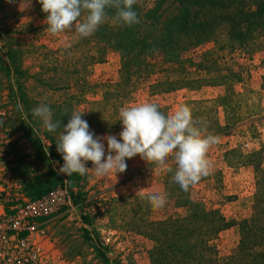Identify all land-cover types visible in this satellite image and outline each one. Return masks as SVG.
<instances>
[{"label":"rangeland","instance_id":"374dc122","mask_svg":"<svg viewBox=\"0 0 264 264\" xmlns=\"http://www.w3.org/2000/svg\"><path fill=\"white\" fill-rule=\"evenodd\" d=\"M218 11L204 7L196 15L209 18ZM45 18L36 0H0V179L6 213L20 222L8 231L0 264H153V223L185 215V194L233 222L207 242L213 264H251L235 253L238 222L250 215L256 190L254 161L264 167V35L240 45L217 29L178 61L151 59L149 70L126 79L117 52L81 42L74 30L53 36ZM5 58L12 63L8 69ZM41 103L51 108L53 122H61L54 133L31 115ZM142 103L158 105L165 115L187 106L203 120L205 134L219 137L207 153L209 174L184 191L174 171L137 155L126 160L124 173L99 177L89 170L74 174L69 186L59 172L64 162L56 142L72 112H84L95 137L119 139V109ZM165 167L175 170L172 157ZM52 171L65 179L63 186L29 199L25 181L37 178L47 188ZM154 192L167 195L158 210L145 198ZM21 239L24 244H17Z\"/></svg>","mask_w":264,"mask_h":264},{"label":"trees","instance_id":"16d2710c","mask_svg":"<svg viewBox=\"0 0 264 264\" xmlns=\"http://www.w3.org/2000/svg\"><path fill=\"white\" fill-rule=\"evenodd\" d=\"M36 4L41 9L38 0ZM173 5L174 10L166 15ZM204 7L219 11L209 18L198 17L197 10ZM134 10L140 23L127 26L117 22L115 9H107L106 20L98 30L90 37L80 38L81 42L92 41L117 52L120 72L126 79L149 70L151 59L178 61L183 52L207 41L217 29L222 28L230 41L240 45L257 33L264 35V0H152L151 5L137 0ZM4 61L8 69L12 63L6 58ZM251 156L257 158L259 153ZM254 162L256 190L250 215L238 222L240 237L235 256L240 261L245 259V263L264 264V167L260 161ZM51 175L53 179L47 188L37 178L25 181L24 190L29 199L41 198L63 186L65 179L58 172L52 171ZM73 176L66 175L69 186H72ZM181 205L186 213L177 221L167 219L153 223L157 229L152 236L155 243L150 251L152 263L213 264L215 252L207 242L233 222L226 220L218 209H206L186 194L182 196Z\"/></svg>","mask_w":264,"mask_h":264},{"label":"clouds","instance_id":"9594fccd","mask_svg":"<svg viewBox=\"0 0 264 264\" xmlns=\"http://www.w3.org/2000/svg\"><path fill=\"white\" fill-rule=\"evenodd\" d=\"M38 3L46 14L47 31L53 36L74 30L79 38L90 37L105 22L107 9H115L117 22L127 26L140 23L134 10L137 0H38ZM83 113L72 112L56 142L64 162L59 172L68 177L84 176L89 170L99 177L124 173L126 160L137 155L167 172L174 171L173 179L184 191L209 174L212 162L207 153L219 142V137L205 134L203 120L194 118L187 106L170 115H165L154 103L123 106L119 109L122 124L119 139L114 135L95 137L82 118ZM31 115L39 119L49 133L60 127L61 122H53L52 110L46 103L33 108ZM104 140L107 141V155ZM169 157L175 161V170L165 167ZM87 162L93 167H86ZM145 198L154 210L163 208L167 202L166 194L154 192Z\"/></svg>","mask_w":264,"mask_h":264},{"label":"built area","instance_id":"2783aa9c","mask_svg":"<svg viewBox=\"0 0 264 264\" xmlns=\"http://www.w3.org/2000/svg\"><path fill=\"white\" fill-rule=\"evenodd\" d=\"M59 190H55L54 192H52V194H56L58 193ZM6 183L1 181L0 179V259H4V252H2V246H7V242L9 239L8 236V231L9 229L13 228V229H17V227L19 226L20 222L17 220H13V218L9 217L6 213V209H5V197H6ZM44 196H42L41 198H38L36 200L42 199L44 198ZM17 244L23 245L24 244V239L21 240H17ZM17 244H15V246H17Z\"/></svg>","mask_w":264,"mask_h":264}]
</instances>
